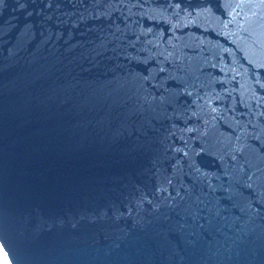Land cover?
I'll return each instance as SVG.
<instances>
[{
  "label": "water",
  "instance_id": "water-1",
  "mask_svg": "<svg viewBox=\"0 0 264 264\" xmlns=\"http://www.w3.org/2000/svg\"><path fill=\"white\" fill-rule=\"evenodd\" d=\"M0 264H264V0H0Z\"/></svg>",
  "mask_w": 264,
  "mask_h": 264
}]
</instances>
